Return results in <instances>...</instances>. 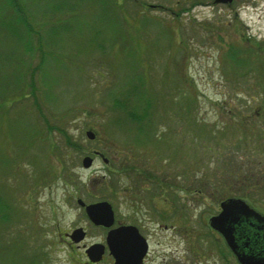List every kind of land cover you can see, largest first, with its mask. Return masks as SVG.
<instances>
[{
	"label": "rangeland",
	"instance_id": "obj_1",
	"mask_svg": "<svg viewBox=\"0 0 264 264\" xmlns=\"http://www.w3.org/2000/svg\"><path fill=\"white\" fill-rule=\"evenodd\" d=\"M240 176L264 215V0H0V264H114L79 198L143 264H239L209 219Z\"/></svg>",
	"mask_w": 264,
	"mask_h": 264
},
{
	"label": "water",
	"instance_id": "obj_2",
	"mask_svg": "<svg viewBox=\"0 0 264 264\" xmlns=\"http://www.w3.org/2000/svg\"><path fill=\"white\" fill-rule=\"evenodd\" d=\"M215 1L229 2L231 0ZM86 134L90 139L96 137L91 129ZM91 163L92 157L84 158V167H89ZM78 203L85 207L86 214L92 223L109 228L106 244L95 242L85 248V253L91 262L101 261L108 248L110 255L114 258V264H142L148 252L149 243L137 226L132 224L113 226L115 212L112 204L107 200L86 204L82 198H79ZM220 207V212L210 217V225L223 234L228 246L235 252L241 264H264V255L260 251H245L243 248V245L247 244V238L258 235L261 226L264 225V216L242 199L222 200ZM86 233L84 227L79 226L67 235L74 242H80L86 237Z\"/></svg>",
	"mask_w": 264,
	"mask_h": 264
},
{
	"label": "trees",
	"instance_id": "obj_3",
	"mask_svg": "<svg viewBox=\"0 0 264 264\" xmlns=\"http://www.w3.org/2000/svg\"><path fill=\"white\" fill-rule=\"evenodd\" d=\"M233 50H235L233 52H237V49H233ZM233 54L234 55H233L232 58H234V60H235L236 54L235 53H233ZM132 107H134V106H132ZM147 107H150V105H146V104L145 105H140V106H137L136 105V108H135L136 111L135 110L133 111V109L132 110H128V115L130 116V118H132V120H135V121L138 120L139 122H141V120H143L144 117H146L147 115H149V112L147 111ZM139 111L142 112V114ZM232 114H233V118L237 114V111L234 108H232ZM234 125H235V123H234ZM246 125H248V123H246ZM58 128L64 130V128H61V127H58ZM67 139H68V142H69L70 145H72L74 147L75 146L76 147L78 146L77 143L71 141V139H69V138H67ZM128 169H130V171H134V174L137 171V168L135 166H133V165H130L126 170H128ZM239 171H240V167H236L234 169H231V173L234 174V175H236ZM155 177H156L155 174L151 173L150 171L148 173H146L145 176H143L144 180H146V179H153ZM230 183H231V181H228L227 184L226 183L223 184V189H222V191H224V192H226V190H229V191L234 192L233 194L229 195L227 197V199L228 198L242 199L245 202H247L248 204L253 201L254 197H251L250 193L247 190L248 186L250 185V181L248 179H245L244 176H240V177H236L235 178V182L233 184H230ZM244 183H245V185H244ZM228 184H230V185H239V186L234 187V186H230ZM6 215L7 214H4L3 217L5 216V218H6ZM30 264H37V263H36V261L34 262V260L32 259Z\"/></svg>",
	"mask_w": 264,
	"mask_h": 264
},
{
	"label": "flooded vegetation",
	"instance_id": "obj_4",
	"mask_svg": "<svg viewBox=\"0 0 264 264\" xmlns=\"http://www.w3.org/2000/svg\"><path fill=\"white\" fill-rule=\"evenodd\" d=\"M237 1L238 0H231L229 2H216V1L215 2L216 3H223V4H226L228 6H232ZM254 2H257V0H254ZM243 248L245 249V251H250V250L260 251V253L264 255V225L261 226V229L259 230L258 235H254L252 237L247 238V244L243 245ZM231 252L235 255V257H236V259L238 261L237 255L235 254V252L232 249H231ZM146 256H148V254ZM146 256H145V258H146ZM238 263L240 264L239 261H238Z\"/></svg>",
	"mask_w": 264,
	"mask_h": 264
}]
</instances>
